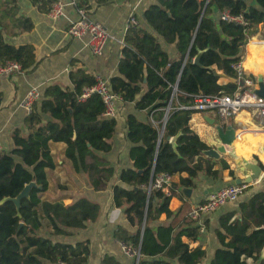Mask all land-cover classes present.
<instances>
[{
  "label": "trees",
  "instance_id": "trees-1",
  "mask_svg": "<svg viewBox=\"0 0 264 264\" xmlns=\"http://www.w3.org/2000/svg\"><path fill=\"white\" fill-rule=\"evenodd\" d=\"M10 1L5 0V4ZM28 1L40 13L48 14L56 0ZM110 1L96 3L106 5ZM227 10L236 16L247 12L251 20H258L264 27V16L259 17V13L264 14V0H157L144 12L153 31L140 27L126 33L119 74L109 85L125 104L133 103L137 112H148L145 121L136 114L126 118L132 166L120 172V184L113 191L115 206L125 208L128 223L137 228L134 234L122 227L116 231L121 242L141 252L139 262L133 260L132 264H201L206 257L201 246H190L202 235L196 223L176 231L171 225L160 224L162 214H172L171 198L160 191L150 192L149 185L160 173H186L188 177H181L180 184L193 187L194 179L201 175L220 180L221 171L229 169L225 160L204 154L209 147L190 126L192 115L197 113L192 109L194 96L233 94L240 81L234 65L244 61L246 27L220 20L219 13ZM13 11L9 9L10 14ZM4 19L0 15V63L19 62L27 71L35 65V47L13 45L6 36L29 32L34 25L29 18H16L14 13L8 29ZM160 38L176 47V59H170ZM199 54L200 65L194 62ZM213 66L232 81L220 80ZM70 78L74 89L48 86L25 119L24 129L13 132V149H0V202L16 198L33 182L37 184L29 197L22 199L19 212L12 201L0 205V264H85L90 256L89 242L73 245L41 234L49 229L52 235L69 236L67 230L85 229L101 211L100 205L86 196L69 205L42 199L49 189L47 171L56 166L51 142L67 144V158L76 171L85 173L95 191L105 190L115 175L114 168L96 153L112 151L117 121L103 116L105 107L98 95L80 101L83 90L95 85L94 77L77 69ZM180 132L176 152L170 139ZM89 158L94 162L89 163ZM218 162L221 170L214 169ZM216 235L221 247L210 264H264L260 260L264 248V191L224 214ZM102 264L120 263L106 257Z\"/></svg>",
  "mask_w": 264,
  "mask_h": 264
},
{
  "label": "crops",
  "instance_id": "crops-1",
  "mask_svg": "<svg viewBox=\"0 0 264 264\" xmlns=\"http://www.w3.org/2000/svg\"><path fill=\"white\" fill-rule=\"evenodd\" d=\"M62 1L66 4L64 16L56 21L51 20L47 14L40 13L38 8L28 0H12L8 5L5 4V0L0 1L2 11L0 15L5 16L6 28L11 29L10 18L14 13L16 18H29L34 25L29 32H22L14 37L6 36L7 42L16 46L31 44L35 47L36 54L35 65L29 70L23 74L16 73L10 77L0 78V148L3 150L11 151L14 146L13 132L16 129H24L25 119L29 115L20 104L29 90L36 88L40 92L41 100L48 86L59 85L65 89H74L70 75L77 69L85 71L94 78L100 76L110 81L119 74L118 64L125 46L124 39L130 14L134 13L137 16L141 27L150 32L153 31L144 19V12L149 6L156 4L157 0H112L106 5H98L96 0H84L87 2L90 18L103 24L113 37L106 45L103 55L94 56L87 48L86 40L74 39L68 34V28L78 20L79 16L77 6L71 4L72 0ZM10 8H14L13 14H10ZM216 18L218 15L215 16ZM160 43L170 59H176V47L167 44L162 38H160ZM261 45L264 46V42ZM258 46L263 48L259 42L248 43L247 50L251 57L245 67L248 72L259 77L261 74L264 76V56L258 64L257 56L260 52ZM246 59L247 57L244 56L243 64ZM117 109V128L112 139L113 149L107 154L96 153L97 157L106 160L107 164L115 170V175L105 190L95 191L85 173L75 170L72 161L66 156V143L51 142L49 145L56 166L47 171L49 189L42 199L51 203L62 201L65 205H69L76 199L86 196L98 203L101 211L98 219L95 222H88L85 229L67 230L70 233L69 236L52 235L49 229H45V233L41 234L50 237L55 242L73 245L79 242H89L90 256L85 264H102L106 257L114 258L120 264H132L133 261L124 254L120 246L121 241L116 237V231L122 227L129 234H134L137 228L128 223L125 208L115 206L113 191L114 187L120 184V172L132 166L129 160V150L132 145L127 141L126 118L129 114H136L142 121H145L148 112H137L133 103L125 104L122 100L117 102ZM206 116L212 118L210 115L197 112L192 115L190 121L191 128L203 142H205L204 133L211 128L214 129L206 123ZM246 117L249 118L246 112L238 116L237 120L243 124L242 127H245V130H236V138L227 148L225 156L229 157L233 164H235L234 160L239 157L243 158L245 163H256L257 159L259 163L264 164L263 134L250 119V122H244ZM217 144H221L220 141ZM88 162L93 163L94 160L89 158ZM236 166L230 163L229 169L221 171L220 180L201 175L198 179H194L195 186L193 187L180 184L181 177H188L186 173L173 176V187L170 196H167L171 198L169 209L172 214L170 216L162 214L160 224L171 225L175 231L193 224L188 218L192 208L204 202L216 191L236 183L237 180L247 182L245 179L247 175L242 169L250 174L251 172L243 166ZM214 169L221 170V167L217 165ZM262 181H252L236 203L227 204L214 213L201 216L199 224L203 228L202 235L198 242L190 243L192 248L201 246L206 251V257L201 264H210L215 251L221 247L216 235L219 219L229 211L235 210L239 203L248 201L256 192L264 191Z\"/></svg>",
  "mask_w": 264,
  "mask_h": 264
},
{
  "label": "built area",
  "instance_id": "built-area-1",
  "mask_svg": "<svg viewBox=\"0 0 264 264\" xmlns=\"http://www.w3.org/2000/svg\"><path fill=\"white\" fill-rule=\"evenodd\" d=\"M72 5L77 6L78 20L73 22L68 28V34L74 39L86 40V46L94 56H102L108 42L113 38L107 28L90 18L87 2L84 0H72ZM66 4L62 0H56L52 5L48 17L53 20H59L64 16ZM219 19L228 22L236 23L246 27V32L254 24V20L249 18V13L241 15H233L229 10L220 12ZM260 26V24H259ZM140 22L134 13H131L128 20L127 31L131 28H140ZM237 70L240 81L236 91L233 94L205 95L199 94L194 96L193 110L198 113L210 115L214 119H219L223 126H233L238 122V116L241 112H246L250 121L257 126L263 134L264 146V96L257 94L259 89L257 78L254 73L248 72L243 62L234 65ZM25 70L19 62L8 61L0 63V78L10 77L13 74H23ZM254 77V78H253ZM96 83L91 87L83 90L80 101L84 102L92 95H98L103 101L105 111L103 116L109 120L117 118V102L122 100L121 96L113 92L109 85V80L103 77H96ZM264 80V76H263ZM176 92V91H175ZM40 101V92L36 88H32L23 98L20 106L24 109L27 115H31L35 105ZM236 131V129H235ZM1 149V148H0ZM264 152V148H263ZM261 175H264V164L260 165ZM249 182H241L240 184L233 183L228 185L207 197V199L196 205L188 218L191 222L200 226L199 220L204 214H211L230 203H236L240 197L249 188ZM173 187V175L169 173H160L153 177L149 185V191H160L165 196H170L171 188ZM120 246L124 254L137 263L141 259V252L124 242H120ZM59 264H66L60 262Z\"/></svg>",
  "mask_w": 264,
  "mask_h": 264
},
{
  "label": "water",
  "instance_id": "water-1",
  "mask_svg": "<svg viewBox=\"0 0 264 264\" xmlns=\"http://www.w3.org/2000/svg\"><path fill=\"white\" fill-rule=\"evenodd\" d=\"M194 62L198 65H200V54L195 58ZM214 69V73L220 77V80L224 79V80H227V83L231 82L232 80L230 78H228L226 75L223 74V72H220L217 70V67L216 66H213ZM257 81H258V86H259V89L257 90V94L260 95V96H264V80H263V76H259L257 78ZM175 91H177V87L175 89ZM170 106L169 108L167 109V114H166V121L168 119V115H169V111H170ZM208 123L214 127V129L216 130L217 132V135H218V138H220L221 141H225L227 143H231L235 140L236 138V131L234 129L233 126H223L221 124H218L217 120L214 119V118H209L206 116L205 118ZM164 129H165V126L162 128V131H161V136H160V140H159V145H158V148L160 147V144L162 142V138H163V134H164ZM182 132H180L176 137H173L170 139L172 145H173V148L174 150L177 152V139L178 137L181 135ZM209 142H210V145H209V149L207 151L204 152V154L208 157H211V158H214L216 160L220 159L223 154L220 153L217 148H216V141L214 138L210 137L209 138ZM261 169V168H260ZM252 176H250L249 178H247V182L251 183L252 181H255L251 178ZM153 180V179H152ZM242 181L241 180H237V184H240ZM33 187H37V184L35 182L27 185L24 190L19 194V196H17L16 198H5L3 199L1 202H0V205L1 204H4L5 202H8V201H12L15 205H16V208H17V211L19 212L20 211V208H21V201L22 199L24 198H28L29 197V193H30V190L33 188ZM40 188V187H39ZM22 226V224L20 225ZM260 260H264V248H263V251H262V254H261V257H260Z\"/></svg>",
  "mask_w": 264,
  "mask_h": 264
},
{
  "label": "rangeland",
  "instance_id": "rangeland-1",
  "mask_svg": "<svg viewBox=\"0 0 264 264\" xmlns=\"http://www.w3.org/2000/svg\"><path fill=\"white\" fill-rule=\"evenodd\" d=\"M262 16H264V14L263 13H259V17H262ZM259 24H260V26H259ZM244 38L246 39V42H247V44L245 46V57H247V59L244 62V65H246L248 63L250 57H251L250 56V52L247 50L248 43L249 42H259L261 44L262 42H264V27L261 26V22H258V20L255 21L254 24H253V26H251L249 28V30L246 32V35L244 36ZM262 47L263 48L261 49L258 46V51H260L259 54H258V56H257L258 64L261 63L260 61L262 60V58L264 56V53L262 52V51H264V46H262ZM216 120H217L218 124H221V121L219 119H216ZM206 123H208V121ZM242 125L243 124L234 125V129H236L238 131L245 130V127H242ZM209 136L213 137L215 139L216 143L218 141H220V138H218V135H217V132H216L215 129H212L211 128V129H209V131H207V133H204V136L203 137H204V140H205L206 144H208V145H209V141H208V137ZM220 159L221 160H225L226 162H228V164L231 163L232 165H236V164H233L232 160L229 157H226L225 155H223ZM255 162L257 164H259V160L256 159ZM218 166L221 167V162L220 163L218 162ZM242 171H244V173L247 175V177L245 178L247 180V178H249L251 176V174L249 172L243 170V169H242ZM260 180H263L262 181V186H263V190H264V175L263 174L261 175V179Z\"/></svg>",
  "mask_w": 264,
  "mask_h": 264
},
{
  "label": "bare ground",
  "instance_id": "bare-ground-1",
  "mask_svg": "<svg viewBox=\"0 0 264 264\" xmlns=\"http://www.w3.org/2000/svg\"><path fill=\"white\" fill-rule=\"evenodd\" d=\"M264 60V59H263ZM243 66H244V68L246 69V67H245V65L243 64ZM259 76H263L262 74L261 75H259ZM242 113H244V112H241L240 113V115L242 114ZM239 115V116H240ZM249 121V118H244V122H248ZM250 122V121H249ZM255 126V125H254ZM256 127V126H255ZM262 139H263V137H262ZM263 141V140H262ZM220 143L221 144H216V148H217V150L220 152V153H222L223 155H226L227 154V148L229 147V146H231L232 144H233V142H231V143H227V142H225V141H221L220 140ZM234 162H235V164L237 165V166H239V167H241V166H243L245 169H247V170H249L250 172H251V178L253 179V180H259L260 181V179H261V169H260V165L259 164H257V163H245L244 162V160H243V158H241V157H239L238 159H235L234 160Z\"/></svg>",
  "mask_w": 264,
  "mask_h": 264
}]
</instances>
